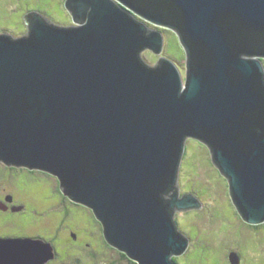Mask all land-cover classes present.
Returning a JSON list of instances; mask_svg holds the SVG:
<instances>
[{
    "label": "water",
    "instance_id": "95a60500",
    "mask_svg": "<svg viewBox=\"0 0 264 264\" xmlns=\"http://www.w3.org/2000/svg\"><path fill=\"white\" fill-rule=\"evenodd\" d=\"M72 25L40 11L0 33V162L56 176L106 241L137 264H178L176 213L188 138L209 148L249 224L264 222V0H65ZM173 29L186 77L160 55ZM232 264L240 255L232 251ZM42 239L0 238V264H45Z\"/></svg>",
    "mask_w": 264,
    "mask_h": 264
},
{
    "label": "rangeland",
    "instance_id": "374dc122",
    "mask_svg": "<svg viewBox=\"0 0 264 264\" xmlns=\"http://www.w3.org/2000/svg\"><path fill=\"white\" fill-rule=\"evenodd\" d=\"M30 10L40 11L55 24H73L65 0H0V33L21 36L27 32L25 15ZM160 30L163 52L158 55L145 50L144 59L153 64L161 57H169L185 68L186 52L177 33L170 28ZM0 166L5 167L3 163ZM18 169L28 172L23 167ZM179 184L181 194L192 190L203 207L176 213L179 229L190 239L187 251L175 256L178 264H232V251L240 255V264H264V222L253 225L242 218L232 200L228 179L213 163L209 148L198 139L186 141ZM61 205L55 202L57 208L51 215L38 214L43 220L33 228L0 227V235L36 233L55 252V257L45 264H136L106 241L103 227L89 207L69 198L70 215L65 216Z\"/></svg>",
    "mask_w": 264,
    "mask_h": 264
},
{
    "label": "flooded vegetation",
    "instance_id": "af4514ba",
    "mask_svg": "<svg viewBox=\"0 0 264 264\" xmlns=\"http://www.w3.org/2000/svg\"><path fill=\"white\" fill-rule=\"evenodd\" d=\"M149 24L151 27H157L165 32L169 29L152 23ZM262 62L264 65V57H262ZM155 63L156 61L153 62V64ZM179 68L186 77V67L184 68L182 64H179ZM2 163L0 162V165ZM3 164L5 167L0 166V227L10 230L33 228L43 220L38 218V214L48 213L51 215L55 213L57 208L54 206L55 202L62 204L61 208L65 216L70 215L67 206L69 198L62 192L56 176L37 169L26 168L28 170L26 172L18 169L21 167ZM190 191L192 190H186L182 194ZM26 237L43 239L36 233L33 235L13 233L0 235V238Z\"/></svg>",
    "mask_w": 264,
    "mask_h": 264
},
{
    "label": "trees",
    "instance_id": "16d2710c",
    "mask_svg": "<svg viewBox=\"0 0 264 264\" xmlns=\"http://www.w3.org/2000/svg\"><path fill=\"white\" fill-rule=\"evenodd\" d=\"M123 255H125L124 253H122ZM126 256V255H125ZM174 259H175V256H174ZM175 261H176V259H175ZM136 263V262H135ZM137 264V263H136Z\"/></svg>",
    "mask_w": 264,
    "mask_h": 264
}]
</instances>
